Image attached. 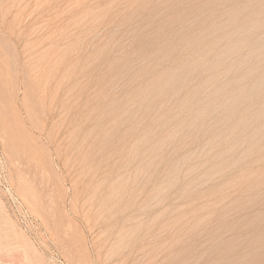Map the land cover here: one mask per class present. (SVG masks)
<instances>
[{"label": "rangeland", "instance_id": "374dc122", "mask_svg": "<svg viewBox=\"0 0 264 264\" xmlns=\"http://www.w3.org/2000/svg\"><path fill=\"white\" fill-rule=\"evenodd\" d=\"M0 264H264V0H0Z\"/></svg>", "mask_w": 264, "mask_h": 264}]
</instances>
